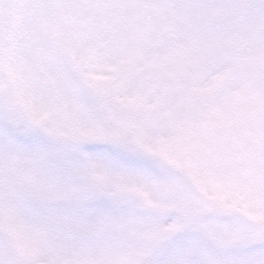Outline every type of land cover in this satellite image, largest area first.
Returning a JSON list of instances; mask_svg holds the SVG:
<instances>
[{
	"label": "snow or ice",
	"instance_id": "1",
	"mask_svg": "<svg viewBox=\"0 0 264 264\" xmlns=\"http://www.w3.org/2000/svg\"><path fill=\"white\" fill-rule=\"evenodd\" d=\"M0 264H264V0H0Z\"/></svg>",
	"mask_w": 264,
	"mask_h": 264
}]
</instances>
